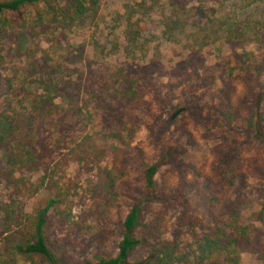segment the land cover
Instances as JSON below:
<instances>
[{"label":"rangeland","instance_id":"1","mask_svg":"<svg viewBox=\"0 0 264 264\" xmlns=\"http://www.w3.org/2000/svg\"><path fill=\"white\" fill-rule=\"evenodd\" d=\"M256 5L254 0H102L97 19L90 17L71 29L15 31L4 43L5 61L0 62V120L14 123L20 131L34 127L33 105L43 92L44 81L63 78L86 113L84 121L92 120L88 128L77 124L74 135L79 137L82 131V135H92L91 143L106 147L110 143L105 135L124 112L126 91L136 82L145 83L149 97L139 114L142 127L134 139L133 153L137 157L143 151L162 164L156 194L144 197L150 210L146 221L150 224L155 213L164 215L160 223L167 231L165 240L180 244L185 253L186 247L194 244V229L184 217L195 216L200 223L207 212L190 187L179 191L182 179H192L193 171L219 157L252 155L260 145L247 140L245 123L230 126L218 117H205L208 111L204 109L211 106L217 86L196 79L179 86L197 73L216 78L219 87L228 81L242 93L247 84L259 83L260 72L246 71L245 63L250 62L234 56L235 50L243 56L244 51L258 54L264 47L258 44L264 32L254 35L250 31L264 25L262 11L253 10ZM230 25L242 31L241 39L230 41ZM180 109L184 112L172 121ZM152 110L160 120L152 117ZM38 136L57 159L65 152L61 142L69 139L70 133L53 130ZM109 159L107 156L101 163L91 159L83 165L73 162L67 167L66 180L57 179L55 189L40 169L17 173L18 189L5 177L11 168L0 163V236L9 230L1 208L15 203L19 210L31 213L59 190L67 193L61 209L73 210L56 236L64 264H86L99 251L116 255L118 232L137 203L130 201L118 211L112 226L115 237L101 247V226L91 211L102 190L99 169L107 164L111 167ZM128 170L141 188L138 180L144 170L137 166ZM167 179L169 204L160 197ZM250 182L249 189L236 195L241 224L256 226L264 236V181ZM202 187L209 191V182L203 180ZM15 231L16 227L11 234ZM12 236L0 242V264H16ZM150 251L141 249L133 262L147 259ZM242 264L264 262L254 251L243 254Z\"/></svg>","mask_w":264,"mask_h":264},{"label":"trees","instance_id":"2","mask_svg":"<svg viewBox=\"0 0 264 264\" xmlns=\"http://www.w3.org/2000/svg\"><path fill=\"white\" fill-rule=\"evenodd\" d=\"M254 1H257V5L253 10L264 14V0ZM101 2L102 0H0V62L5 61L4 43L11 33L26 29H71L90 17L97 19ZM247 21L249 23L248 19ZM228 30L230 41L241 39L242 31H238L239 28L230 25ZM252 30L254 35H260L264 32V25L262 28L252 27L250 31ZM260 37L258 44L264 46V34ZM236 42L238 41L232 43ZM262 48L258 54L244 51L242 56L237 50L234 52L235 57H244V60L250 62L245 63L246 71H259L261 75L259 83L252 82L245 86L244 93L228 81H223V85L219 87L216 78L198 73L188 76L179 86L181 88L195 79L217 86L214 96L212 95L211 106L204 109L208 111V116L205 117H218L230 126L245 123L244 134L247 140L260 145L252 155L219 157L210 165L206 164L193 171L192 179H182L179 191L183 186L190 187L197 193L201 208L207 212L205 219L200 217V223L195 216L184 217L189 218L194 229V244L186 247L187 252L183 253L180 244H171L165 240L167 231L163 230L160 223L164 215L157 216L155 213L153 215L156 218L150 224L146 221L150 210L145 206V200L156 194L162 164L143 151H139L137 157L133 153L134 139L142 127L139 114L149 97L147 86L143 82L132 84L126 91L124 112L105 135L110 145L101 147L91 143L93 139L90 134L82 135L81 131L79 137L74 135L77 124H85L88 128L92 125V120L84 121L86 113L68 90V83L63 78L57 80L58 77L45 80L43 92L33 105L34 127L22 128L23 131H20L14 123L0 120V163L11 168V173L5 172L6 179L19 189L17 173L40 169L51 186L54 185L52 189H55L59 183L57 179L66 180L67 167L73 162L83 165L95 159L97 163H101L110 156L112 166L107 164L99 169L102 190L95 197L91 211V215L101 226V247H106L115 237L112 226L118 211L130 201L137 204L131 207L121 231L118 232L120 242L116 255L99 251L86 264H242L243 254L254 251L259 253L261 262H264V236L256 226L241 224L236 200L238 192L250 188L251 180L264 181V47ZM230 76L232 78L233 72ZM151 114L160 120L153 110ZM168 123L170 122H165L164 125ZM53 130L70 133L69 139L61 142L65 152L57 159H53L50 146L38 136ZM129 166L144 170L138 180V183L143 184L141 188L131 178ZM203 180L209 182V191L202 187ZM163 188L165 191L160 197L163 203L169 204V179L163 182ZM55 194L31 213L19 210L15 203L11 207L1 208L9 230L3 232L0 242L13 235L16 264H64L56 236L62 221L67 222L72 217L73 210L71 208L67 212L61 209L67 193L57 190ZM154 198L152 197L153 200ZM68 213L70 215H66ZM14 227L16 231L11 234ZM145 248H151L150 256L133 262L137 253Z\"/></svg>","mask_w":264,"mask_h":264},{"label":"water","instance_id":"3","mask_svg":"<svg viewBox=\"0 0 264 264\" xmlns=\"http://www.w3.org/2000/svg\"><path fill=\"white\" fill-rule=\"evenodd\" d=\"M184 112V109L178 110L173 116H172V121H175L176 118L181 115Z\"/></svg>","mask_w":264,"mask_h":264}]
</instances>
